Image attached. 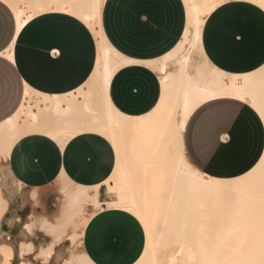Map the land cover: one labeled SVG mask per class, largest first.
<instances>
[{
  "label": "crops",
  "instance_id": "0c3cea01",
  "mask_svg": "<svg viewBox=\"0 0 264 264\" xmlns=\"http://www.w3.org/2000/svg\"><path fill=\"white\" fill-rule=\"evenodd\" d=\"M186 23L183 0H103V36L119 54L136 61L121 66L110 78L106 95L115 110L140 116L155 107L161 95L160 74L149 63L174 52ZM201 48L209 63L225 73L258 69L264 64V11L245 0L222 3L205 18ZM96 60L95 35L77 15L47 10L19 29L12 9L0 0V122L20 109L27 92L29 110L39 101L45 106H75L77 99L71 94L81 93ZM182 144L187 159L199 171L231 179L260 159L264 124L245 102L210 99L188 116ZM115 158L111 143L94 131L64 129L22 136L13 145L4 171L14 186L16 182L21 186L5 213L12 225L8 219L1 221L0 242L16 244V252L17 244L28 238L18 227L19 220L53 219L63 187L71 189L63 195L72 196L96 185L100 208L83 228L81 250L94 264L135 262L145 245L143 228L130 212L108 206L116 199L108 188L114 183L110 176ZM33 233V243H42L40 238L48 236L37 228Z\"/></svg>",
  "mask_w": 264,
  "mask_h": 264
},
{
  "label": "bare ground",
  "instance_id": "6f19581e",
  "mask_svg": "<svg viewBox=\"0 0 264 264\" xmlns=\"http://www.w3.org/2000/svg\"><path fill=\"white\" fill-rule=\"evenodd\" d=\"M2 1L12 9L19 29L25 21L47 10L77 15L95 35L97 60L81 93L71 94L77 99L75 106H45L39 101L29 110L31 95L27 92L20 109L0 122V223L9 204L3 193L2 173L13 145L31 132L49 135L69 129L77 133L94 131L105 137L115 151L110 176L115 184L108 188L116 193V199L108 206L130 212L145 235L144 248L132 264H226L240 253L250 233L260 228L264 233V150L246 173L220 179L195 168L182 144L188 116L210 99L225 97L245 102L264 124V64L249 73H225L209 63L201 48L206 16L228 0H183L187 23L183 37L171 53L175 54L174 68L168 69L171 54L149 63L160 74L161 95L155 107L140 116L118 112L106 95L111 76L130 60L119 54L102 34L103 0ZM245 1L264 11V0ZM193 53L200 59L198 64L193 62ZM47 116L56 119L52 122ZM15 186L19 190L21 185L16 182ZM95 186L84 191L93 195L94 205H100ZM92 214L78 231L68 235L69 244L78 242L80 250L68 254L59 264H94L81 250L83 228ZM20 228L28 235L33 233L27 221L21 222ZM53 240L35 246L29 237L22 239L17 244L16 256L11 243L0 242V264H27L28 256L46 263L56 253L59 238ZM75 245L78 246L74 244L73 249Z\"/></svg>",
  "mask_w": 264,
  "mask_h": 264
},
{
  "label": "rangeland",
  "instance_id": "374dc122",
  "mask_svg": "<svg viewBox=\"0 0 264 264\" xmlns=\"http://www.w3.org/2000/svg\"><path fill=\"white\" fill-rule=\"evenodd\" d=\"M174 55L175 54H172V56H170L167 59L169 62L168 64L169 69L174 68V63H173ZM192 59L194 64H198L200 62V59L196 53L192 54ZM24 114L25 112L23 113V116ZM2 178L4 185L3 193L7 196L9 200H11L16 194L15 192V190H17L16 186H14L13 181L9 178L7 173L3 172ZM114 184L115 183H113V185ZM67 190H71V189L66 187H63V189H61L62 196L59 197V204L58 203L56 204V207H59V210L57 211V215L54 216L53 219L40 216L37 218H32L30 220H23L29 222L33 230L37 228L41 231H44V233L48 235L45 236L44 238L42 237L40 238V240H42V243H38V241L35 242L34 243L35 246H38L40 244H45L48 241L54 242L53 239H55V237L59 238V241L55 243L56 253L54 256L50 258V260H48L45 263V262H41V259L39 258H34L33 260L32 259L33 257L28 256L27 260L29 261L27 262V264H59L65 257H68L70 254H72V252L76 253V251L80 250V246L78 242H74L73 244L70 242L69 244L68 240L70 239L68 235L72 234L75 231H78L85 218L90 213L99 209L100 205H94L93 203L94 197L90 193H85V191H82L72 196H64L63 193ZM112 193H113L112 194L113 197L115 198L116 193L115 192ZM80 206H83L84 211H82ZM4 217L5 218L3 219L7 218L10 225H12L10 215L9 216L4 215ZM23 221L19 220V225H18L19 228L21 222ZM20 229L22 230V228ZM262 230L263 229L260 228L259 231L250 233L249 236L246 238L244 245L240 250V253L234 259H232L226 264H264V233L262 232ZM22 231L23 233L28 235L24 230ZM12 232H15V230L13 229ZM1 233H3L2 230ZM33 235L34 233L28 235V237L31 239ZM71 244L72 247L70 248ZM74 244H78V246L75 245V249H73ZM12 247L16 256V252H15L16 244L14 246L12 245Z\"/></svg>",
  "mask_w": 264,
  "mask_h": 264
},
{
  "label": "snow or ice",
  "instance_id": "6c2138e0",
  "mask_svg": "<svg viewBox=\"0 0 264 264\" xmlns=\"http://www.w3.org/2000/svg\"><path fill=\"white\" fill-rule=\"evenodd\" d=\"M10 39H11V37H10ZM129 63H136V61L130 60Z\"/></svg>",
  "mask_w": 264,
  "mask_h": 264
}]
</instances>
